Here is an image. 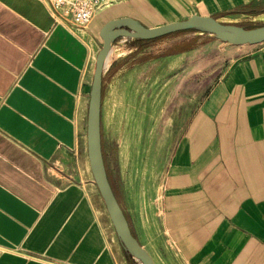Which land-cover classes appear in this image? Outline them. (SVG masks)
Returning <instances> with one entry per match:
<instances>
[{"label":"crops","instance_id":"crops-1","mask_svg":"<svg viewBox=\"0 0 264 264\" xmlns=\"http://www.w3.org/2000/svg\"><path fill=\"white\" fill-rule=\"evenodd\" d=\"M260 6L110 0L79 29L46 0H0V264H143L82 164L100 31L121 18L153 28ZM235 51L142 191L148 238L116 197L154 264H264V41Z\"/></svg>","mask_w":264,"mask_h":264},{"label":"rangeland","instance_id":"rangeland-1","mask_svg":"<svg viewBox=\"0 0 264 264\" xmlns=\"http://www.w3.org/2000/svg\"><path fill=\"white\" fill-rule=\"evenodd\" d=\"M214 19L256 27L264 24V6ZM124 38L112 42L102 79L101 139L114 193L139 230L143 189L150 191L202 93L242 52L204 27L146 41Z\"/></svg>","mask_w":264,"mask_h":264},{"label":"water","instance_id":"water-1","mask_svg":"<svg viewBox=\"0 0 264 264\" xmlns=\"http://www.w3.org/2000/svg\"><path fill=\"white\" fill-rule=\"evenodd\" d=\"M204 27L213 31L219 38L232 44L259 43L264 41V24L244 28L235 24L221 23L210 16L192 15L186 19L148 28L131 18H121L107 22L100 31L102 46L96 56L87 116V155L90 170L97 188L102 195L115 231L127 248L133 251L143 264H154L150 254L132 234L126 216L122 211L109 182L104 164L101 139L102 74L105 59L113 39L139 37L155 39L170 33Z\"/></svg>","mask_w":264,"mask_h":264},{"label":"built area","instance_id":"built-area-1","mask_svg":"<svg viewBox=\"0 0 264 264\" xmlns=\"http://www.w3.org/2000/svg\"><path fill=\"white\" fill-rule=\"evenodd\" d=\"M52 10L75 28H84L94 13L110 0H46Z\"/></svg>","mask_w":264,"mask_h":264},{"label":"bare ground","instance_id":"bare-ground-1","mask_svg":"<svg viewBox=\"0 0 264 264\" xmlns=\"http://www.w3.org/2000/svg\"><path fill=\"white\" fill-rule=\"evenodd\" d=\"M110 60H111V50L109 51V53H108V55H107V57L105 59V67H107L109 65Z\"/></svg>","mask_w":264,"mask_h":264}]
</instances>
